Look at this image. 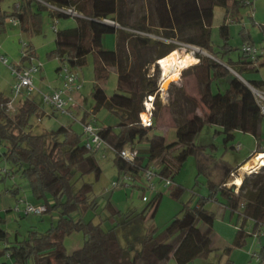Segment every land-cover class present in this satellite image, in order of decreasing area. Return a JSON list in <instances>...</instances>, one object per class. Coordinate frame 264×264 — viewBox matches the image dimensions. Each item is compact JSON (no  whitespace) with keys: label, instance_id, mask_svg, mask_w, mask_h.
Here are the masks:
<instances>
[{"label":"trees","instance_id":"1","mask_svg":"<svg viewBox=\"0 0 264 264\" xmlns=\"http://www.w3.org/2000/svg\"><path fill=\"white\" fill-rule=\"evenodd\" d=\"M150 3L153 6L157 26L164 38H174L178 33L183 37L192 32L196 37L189 36L186 40L213 53L210 27L214 8L223 7L227 13L228 8H236L243 4L244 0H150ZM186 4L192 5V10L195 11L193 15H196L197 19L176 28L171 11L177 6ZM113 5V0L102 2L99 0H19L13 4L11 12L0 8V32L4 31L7 23L19 24L21 31L38 30L42 10H47L52 18L70 16L53 7H71L82 14L83 17H75L74 26L55 29V46L47 52V56L58 60V76L60 68L66 66L77 74L82 83L83 80L75 68L82 67L86 63L87 54L93 53L94 110L105 107L117 118V123L112 127H97L102 139L113 153L112 161L117 169V179L129 173L135 180L139 174H143L144 170L151 168L155 173L152 179L153 189L155 179L163 182V179H169L171 184L166 186L170 187V194L179 198L183 187L181 184L174 183V173L181 168L189 155L200 156L203 146L195 144L194 138L204 123L217 127L214 134H222L224 144L231 142L235 132L240 131L252 135L258 141V147L264 115L251 89L243 81L231 74L218 61L198 56L199 64H192V68L204 66L206 80L199 102L194 98L189 99L196 104L199 113H193L187 120L177 116L175 139L172 141H167L162 134L155 132L154 122L150 127L141 126L138 122V114L143 110V98L147 94H153L155 100L153 103L156 107L159 106L157 81L155 77H147V74L139 68L130 69L129 67L128 69L127 56L121 49L119 36L116 50L103 48V35L107 33L119 35L121 32V29L101 22L102 19H108L120 23L118 15L108 12ZM196 9L199 12L198 15ZM132 27L143 32H150L145 16ZM260 27L264 32V27L262 25ZM219 35L223 40L224 51H229L226 47L229 39L226 14L219 26ZM240 35L242 43L255 45L247 31L240 30ZM134 41L141 46L151 43L156 45L154 61L164 58L176 48L175 43L151 40L145 36H135ZM25 43L27 53L26 56L21 55L22 65L19 64L18 67L26 66L30 57H36L32 44L26 41ZM248 57L246 52L241 51L236 61L228 60L227 66L231 65L232 67H229L238 74L242 71H252L253 68H247L250 62ZM259 65L264 66V54ZM113 66L117 68V83L114 92L108 96L99 84L107 78L109 69ZM59 78L61 79L60 76ZM224 79H227V83L221 90L218 85H221V80ZM248 82L255 87H264L263 78L250 79ZM214 83L217 84L215 90H213ZM33 93L38 92L25 93L24 98L14 104L17 96L10 97L0 90V180L14 179L16 175L26 178L31 196L39 203L26 202L44 204L45 213L55 209L58 217L56 222L44 232L34 228L29 229L21 238L15 235L13 240H9L8 231L0 232V241L4 243L3 248L0 249V256L6 255L14 264H29V262L32 264H161L169 254H172L177 264H185L196 257H206L211 250L215 213L208 210L205 204L209 200L218 201L219 193L224 199L221 202L223 211L230 210L231 214L236 213L238 222L241 220L233 240L234 245L239 246L244 242L247 233L244 224L247 219L253 222L252 233L264 223V166L256 172L247 174L235 195L226 188L224 183L226 177L231 172H235L239 165L233 168L223 165L220 180L209 181V194L199 198L193 205L190 202L183 203L180 211L173 216L161 236H156L153 228L144 236L139 250L133 252L131 249L123 248L115 233L116 225L104 229L100 222H93L92 219L84 220L80 216L75 217V213H80L82 208L96 210L100 205L93 195L92 182L82 181L77 187L78 182L86 174L92 173L95 180L99 178L101 167L95 158L97 150L86 149L85 139L82 137L83 130L79 133L70 125L60 124L40 133L34 132L31 119L33 117L41 119L45 115L43 110L45 104L42 103L41 97L38 102ZM10 102L14 107L13 110L8 108ZM199 103L205 105L207 110H201ZM72 108L71 112H73ZM68 116L73 117V113ZM86 118L84 112L80 119L81 124L92 122L91 119L86 120ZM144 138L145 146L137 148L140 140ZM126 146H131L137 151V155L131 162L119 155V151ZM230 147L234 148V145ZM163 153H170L175 165L161 160ZM158 158L162 161H159V168L150 166L151 162ZM201 166L200 163L199 169ZM110 189L115 190L113 187ZM5 190L17 195L19 185L13 183ZM158 194L154 195L143 211L152 207V214L154 213L160 196V193ZM16 199L20 198L17 196ZM103 209L108 212V219L112 222L120 213L110 199L106 200ZM200 221L206 225L205 228L201 229L198 226ZM73 232H80L83 235V242L80 248L68 252L64 240ZM229 250L230 247H225L223 253ZM258 257L259 262L264 260V245L261 246ZM201 264H235V262L226 258L223 261Z\"/></svg>","mask_w":264,"mask_h":264},{"label":"rangeland","instance_id":"2","mask_svg":"<svg viewBox=\"0 0 264 264\" xmlns=\"http://www.w3.org/2000/svg\"><path fill=\"white\" fill-rule=\"evenodd\" d=\"M18 1L19 0H1L0 8L11 12L13 4ZM250 1L252 3H245L244 0V3L238 5L236 8H228L227 13L226 9L223 7L216 6L214 8L210 27L212 51L215 53L213 54L197 44L186 40L189 36L192 38L196 37L192 32L183 37L178 33L174 38H164L160 33V28L157 26L156 17L154 16L153 6L150 0H117L120 23L114 22V27L121 29L119 41L121 43V49L125 56H127V65H130V69L139 68L143 70L147 74V77H155L157 87H159L162 72L159 65L156 63L157 60L154 61L157 47L153 43L141 46L134 41L135 36H145L149 37L151 40L175 43L176 48L174 50L179 49L181 52L191 51L196 59L195 63L198 62L197 64L193 63V65L199 64L200 58L198 56L212 58L224 65H228L229 59L231 61H236L238 55L241 54L242 39L240 30L244 29L247 31L256 46L259 47L260 45H264V32H262L260 27V25L264 27V0ZM193 14H195V11L192 10L191 4L175 7L173 11H171L174 26L178 28L186 22L196 20L197 17ZM196 14H199L197 9ZM225 14L226 22L229 27L228 46H226L229 48V51L226 52L222 46L223 40L219 35V26ZM79 15L76 17H83L82 14L79 13ZM143 16H145L146 24L150 28V32H143L132 27V25L139 22V19ZM75 24V16L52 18L49 16L47 10H42L41 18L38 21V30L28 29L21 31L19 24L7 23L4 31L0 32V42L2 43L4 38H7L9 34L13 33L14 35H18L11 39L13 42V49L16 51L13 54L18 58L20 57V41H27L32 44L35 54L40 56L39 59H46L48 61L54 60L55 58H49L46 54L54 44L55 29L53 25L61 29L74 26ZM116 42L115 33H107L102 37V46L104 49H114L116 47ZM181 43L187 45L186 48ZM5 57L9 63L15 62L12 60L13 58L11 55ZM93 59L94 55L90 52L86 56V63L80 68H75V71L82 78L83 82L79 90L82 96V106L72 110L74 118L55 111L48 105H44L43 110L45 111V115H43L41 119L35 117L31 119L34 132L40 133L43 130L55 128L60 124H70L75 131L81 133L82 124L80 119L84 112L87 116L86 120L91 119L95 127L101 126L107 116L108 119L112 116L105 107L94 110L95 101L91 94L94 76ZM36 60H38V57H36ZM193 65L191 64L189 67L182 69L179 78L176 81H172L167 90L160 91L159 88H157L159 90V106L156 107L153 103V129L156 133L162 134L167 141L175 139L177 116L178 118L180 117L187 120L191 118L193 113H199L196 104L189 98H194L195 101L199 102L203 84L206 80V68L202 65L192 68ZM233 67H235V65H233ZM247 68L253 69L252 71H242L239 73L240 77L245 81L248 82L250 79L263 78L264 66H255V64L252 66L249 64ZM51 69L53 71V67ZM229 71L231 74L235 75L234 73L236 71L234 69ZM35 77L34 75V86L38 88L34 81ZM221 81V85L219 84L218 86L223 90L226 86L227 79ZM13 82L14 77L10 69L1 62L0 89L10 97H13L10 89ZM116 83L117 72L114 67H110L107 78L102 82V86L108 95L114 92ZM216 87L217 84L214 83L213 90H215ZM22 95H25V92L17 96L16 99L14 98V104L18 102ZM33 96L38 102L40 101L39 92L33 93ZM199 107L203 111L207 110L206 106L200 103ZM93 118L95 119L93 120ZM216 129V126L204 123L201 130L194 138L195 144L203 146L200 156L196 157L195 155H189L183 162L181 168L174 173V183L181 184L183 187V192L179 198H175L170 194V187L164 185L162 180H154L155 188L153 190L146 187L147 182L142 173L138 175L139 178L137 177L135 180H122L123 185L115 188V190L110 189L112 181L117 180V169L112 161L113 153L111 150L107 147L100 148L95 153V158L101 167L99 178L95 180L94 175L89 173L86 174L77 185L78 187L82 181L92 182L93 195L100 205L96 210L91 208L83 210L82 208L80 213H75V217L80 216L84 220L92 219L93 222H100L104 229L116 225L115 233L120 245L125 249L133 250V252L139 250L142 240L149 230L154 228L155 235L161 236L173 216L180 211L183 203L190 202V204L193 205L202 196L206 197L210 191L209 181H218V178L222 176L220 171L223 165L233 168L237 164H240L250 155L258 142L252 135L236 131L237 133L234 139L224 144L222 134H214ZM261 132V141H264V120L261 124ZM82 137L85 139L84 133ZM239 142L241 143L240 150L230 147V145H235ZM145 144L146 139H141L137 148H142ZM161 158L152 161L150 166L158 169L160 165L159 161L161 160L175 165L170 153H163ZM200 163L202 166L199 169ZM239 174H241L240 171ZM234 176H236V174ZM229 177L231 176H228L226 183ZM244 177H247L246 173L243 175L242 179H244ZM13 183L19 185V193L17 195H13L10 191L5 190V188L11 187ZM225 186L235 195L239 191V188L235 185L225 184ZM158 193H160V196L154 213L152 214V207L149 210L145 209L143 211L147 203ZM17 196L21 199H25V201H36L31 196L26 178L16 175L14 179L7 178L3 181L0 180V232L2 230L8 231L9 240H13L15 235L21 238L27 234L29 229L33 228L40 232H44L56 222L58 212L55 209L41 215L24 214L20 211H16L14 208L17 204ZM217 197L218 201L209 200L205 204L208 210L215 213L211 234V250L206 257H196L185 264H201L203 262H216L218 260L223 261L226 258H230L235 264H262V262H259L257 255L261 246L264 244V223L259 226L257 235L256 232L252 233L253 223L250 219H247L244 224L245 232H247L245 234V240L239 246L234 245L233 240L241 220H239V222L237 221L236 213L231 214L230 210L227 209L223 211L221 202L224 199L220 193ZM108 199H110L115 208L120 211V213L115 216L114 222L108 219L109 214L103 209L104 203ZM20 206H22V203H20ZM198 226L201 229L206 227L201 221L198 222ZM3 245V241H0V249L3 248ZM66 247L69 249L68 244ZM225 247H230L229 252L223 253ZM0 264L14 263L6 255H2L0 256ZM29 264H32V262H29ZM161 264H177V262L172 254H169L168 258L162 261Z\"/></svg>","mask_w":264,"mask_h":264},{"label":"built area","instance_id":"3","mask_svg":"<svg viewBox=\"0 0 264 264\" xmlns=\"http://www.w3.org/2000/svg\"><path fill=\"white\" fill-rule=\"evenodd\" d=\"M245 3H252L250 0H245ZM54 9L60 10L64 12L67 15L70 16H78L79 13L75 11L71 7H53ZM80 16V15H79ZM15 22V21H14ZM102 23L109 24L113 21L108 19H102ZM53 28L56 29V27L53 25ZM263 40H264V33H263ZM185 48L187 45L181 43ZM26 43H22V49L21 51L22 56H26V49H25ZM241 51L246 52L248 54V58H250V62L247 64V66L254 65L259 66V64L262 62V56L264 54V45H260L259 47L254 45L250 46L246 43H242L241 45ZM0 61L7 65V58L4 56H0ZM11 74L14 77V82L11 86V91L14 97L19 96L21 93H32L34 91H37V88L34 86L33 77L34 74L41 68V62H37L34 60L33 57L29 58V63L26 66H20L18 67L17 64H9L8 65ZM59 76L61 77V86L55 89H52L49 92H40V97L42 103L45 105L50 106L53 110L58 111L60 113H64L66 115H71V107L76 106V100H75V93L80 90L82 83L79 80L77 74L69 69L66 66H63L59 70ZM264 80V76H263ZM248 84V83H247ZM250 85V84H249ZM159 86L158 88H160ZM250 89L254 95V98L256 102L258 103L260 107L261 113L264 115V87H255L250 85ZM158 90V89H157ZM153 102H154V95L153 94H147L143 100V110L139 112L138 114V122L143 127H150L153 124ZM8 108L10 110H13L14 107L10 103H8ZM82 130L85 134V140H84V146L88 150H99L102 147H109L108 144L102 139L101 135L98 132V128L93 125L92 122H87L85 124H82ZM234 148L236 150H239L241 148V143H237L234 145ZM111 149V148H110ZM119 155L131 162L134 160L135 156L137 155V151L132 148L131 146H126L123 149L119 151ZM248 158H255V159H261L263 162L261 163L262 166H264V149L262 147H259L254 149ZM262 166H252L248 170H245L246 174L251 173L252 171L256 172L258 171ZM256 167V168H255ZM241 165L238 166V168L235 170V172H231L230 175L234 176L235 174L238 175ZM155 175L153 169L148 168L143 171V177L145 178L147 182V187L153 189V183L152 179ZM128 180L133 179V176L129 173L123 174L119 179L112 181L111 187L118 188L121 185H123L122 180ZM165 185H170L171 182L169 179H163ZM15 210L20 211L24 214H34V215H41L45 213L46 206L44 204H32L26 202L24 199H18L16 202ZM20 203H22V206H20ZM258 235V233L256 232ZM257 258L259 259L258 255ZM262 264H264V260L262 261Z\"/></svg>","mask_w":264,"mask_h":264},{"label":"crops","instance_id":"4","mask_svg":"<svg viewBox=\"0 0 264 264\" xmlns=\"http://www.w3.org/2000/svg\"><path fill=\"white\" fill-rule=\"evenodd\" d=\"M96 1V0H95ZM99 1H104V0H99ZM114 2V5H113V8L111 9V11H108L112 14H115V15H118V10H117V0H113ZM20 34V33H19ZM116 34V39H118V34ZM9 36V37H8ZM7 36V38H4L2 40V43L0 42V56H7V55H11V57L13 58L12 60L15 61V62H11L9 63L8 60H7V67L9 64H17V65H22V60H21V51H23L22 49V42H25V41H20V47H19V51H20V57L18 58L17 56H15L13 53H15L16 51L13 49V42L11 39H13L15 36L17 37L18 35H14L13 33L12 34H9ZM10 38V39H9ZM55 39V37H54ZM9 40V41H8ZM19 40V39H18ZM27 42V41H26ZM55 46V42L53 44V47L51 49H53ZM18 48V47H17ZM50 49V50H51ZM117 49V42H116V47L113 49V50H116ZM47 54V53H46ZM36 57H38V60H36V57L34 58L35 61L37 62H41V68L34 74L36 77L34 79V81L36 82V85L38 86L37 88V92H49L51 91L52 89H55V88H58L60 85H61V79L59 78L58 76V72H57V67L59 66V62L58 60L55 58L54 60H46V59H39L40 56L36 55ZM42 60V61H41ZM0 64H1V61H0ZM3 64V63H2ZM5 65V64H4ZM53 67V71H52V68ZM117 72V68L116 66H113ZM130 65L128 64V69H129ZM9 69V67H8ZM39 74V75H38ZM117 76H118V73H117ZM256 79V78H255ZM12 85V84H11ZM10 85V86H11ZM100 87L103 88L102 86V83L99 84ZM11 89V87H10ZM104 89V88H103ZM1 90V89H0ZM39 92V93H40ZM92 94V92H91ZM107 94V93H106ZM75 100H76V106L72 108V110H75V109H78L80 106H82V102H81V95L79 92H76L75 94ZM108 95V94H107ZM111 95V94H110ZM108 95V96H110ZM25 95H22V98H24ZM104 123L101 125V126H114L116 123H117V118L112 115L110 116V118L108 119V116L105 118V120L103 121ZM65 125H70V124H65ZM71 126V125H70ZM237 132H235L236 134ZM243 133V132H242ZM261 136H262V132H261ZM240 143V142H239ZM260 145L259 147H262L264 149V141H260L259 142ZM257 147V144L255 145V148L256 149ZM258 148V147H257ZM98 151V150H97ZM249 157V156H248ZM245 158L240 164L242 165L244 162H247V161H252L250 160V158ZM240 164H237V165H240ZM236 165V166H237ZM235 166V167H236ZM227 168V166H226ZM240 173H241V170H240ZM230 175V174H229ZM228 175V176H229ZM239 175V173H238ZM228 176L226 177V179L228 178ZM231 176V175H230ZM234 176H231L229 177V180L225 181L224 184H227V185H233V184H228L229 181L233 178ZM225 179V180H226ZM218 180H220V177L218 178ZM236 186V185H235ZM239 188V187H237ZM112 204L113 202L110 201ZM33 203H39L38 201H34ZM114 205V204H113ZM252 221V220H251ZM253 223V222H252ZM253 228V227H252ZM259 229V227L256 229L255 232H257V230ZM68 237V238H67ZM64 240V244H65V247L66 245L68 244V248L66 247L67 251L70 252V251H73L75 249H78L81 247L82 245V242H83V235L80 233V232H73L71 233L69 236H67ZM264 245V244H263Z\"/></svg>","mask_w":264,"mask_h":264},{"label":"bare ground","instance_id":"5","mask_svg":"<svg viewBox=\"0 0 264 264\" xmlns=\"http://www.w3.org/2000/svg\"><path fill=\"white\" fill-rule=\"evenodd\" d=\"M196 59L193 54L188 51H179V49L174 50L171 54L165 56L164 58L157 60L156 63L159 65L161 69V79L159 82V86H161V82L163 80H172L176 81L179 78L180 71L184 68L189 67L191 64L195 63ZM160 91H163V88H159ZM252 161L244 162L241 165V174L234 176L228 184L236 185L240 188L242 184V177L245 174V170H248L252 166H262L261 159L250 158ZM256 168V167H255ZM254 172V171H252ZM243 174V175H242Z\"/></svg>","mask_w":264,"mask_h":264},{"label":"water","instance_id":"6","mask_svg":"<svg viewBox=\"0 0 264 264\" xmlns=\"http://www.w3.org/2000/svg\"><path fill=\"white\" fill-rule=\"evenodd\" d=\"M109 25L110 26H113L114 27V22H111V23H109ZM120 27V26H119ZM220 64H222L221 62H220ZM223 66H225L228 70H232L229 66H227V65H224V64H222ZM235 74V76L236 77H238L241 81H243L249 88H250V85L249 84H247V82H245L241 77H240V75L238 74V73H234ZM171 82H172V80H163L162 82H161V87L163 88V90H167V88L169 87V85L171 84Z\"/></svg>","mask_w":264,"mask_h":264},{"label":"clouds","instance_id":"7","mask_svg":"<svg viewBox=\"0 0 264 264\" xmlns=\"http://www.w3.org/2000/svg\"><path fill=\"white\" fill-rule=\"evenodd\" d=\"M244 80V79H243ZM245 81V80H244ZM245 82H247V81H245ZM248 84H249V82H247Z\"/></svg>","mask_w":264,"mask_h":264}]
</instances>
